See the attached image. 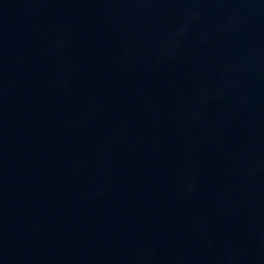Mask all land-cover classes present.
Returning a JSON list of instances; mask_svg holds the SVG:
<instances>
[{
    "label": "water",
    "instance_id": "95a60500",
    "mask_svg": "<svg viewBox=\"0 0 264 264\" xmlns=\"http://www.w3.org/2000/svg\"><path fill=\"white\" fill-rule=\"evenodd\" d=\"M0 264H264V0H0Z\"/></svg>",
    "mask_w": 264,
    "mask_h": 264
}]
</instances>
